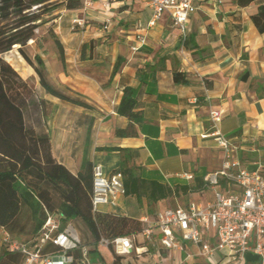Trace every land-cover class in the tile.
<instances>
[{
    "label": "crops",
    "instance_id": "1",
    "mask_svg": "<svg viewBox=\"0 0 264 264\" xmlns=\"http://www.w3.org/2000/svg\"><path fill=\"white\" fill-rule=\"evenodd\" d=\"M103 2L94 0L80 14H65L66 23L63 17L55 20L62 61L54 54L47 58L48 65L38 54L49 82L92 108L45 93L23 59L16 65L5 60L24 81L41 88L43 129L57 162L73 173L89 161L91 167L100 164L106 173L128 168L146 181L188 187L156 202H149L140 190L119 196L113 206L99 207L102 213L136 219L144 228L165 208L212 200L204 177L220 169L223 152L211 135V108L223 111L219 130L233 145L241 165L253 169L264 163V35L251 19L264 0L247 6L237 0H197L184 32L172 24L168 12L150 26L151 11L144 0H107L106 6ZM77 19L84 22L79 32L72 31ZM174 72H181L189 83H176ZM126 87L136 100L133 120L117 113ZM118 129L132 134L121 136ZM64 223L72 225L82 244L91 242L88 246L94 247L84 226L72 219ZM139 245L148 251L116 255L107 248L109 259L94 254L88 258L90 264H228L218 253L210 259L199 257L189 242L183 243L182 251H156L140 237ZM3 251L0 246V254ZM246 258V264H259L252 254Z\"/></svg>",
    "mask_w": 264,
    "mask_h": 264
},
{
    "label": "trees",
    "instance_id": "2",
    "mask_svg": "<svg viewBox=\"0 0 264 264\" xmlns=\"http://www.w3.org/2000/svg\"><path fill=\"white\" fill-rule=\"evenodd\" d=\"M253 1L256 0H237V3L247 6ZM82 5L81 0H0V227L13 233L20 226L22 214L27 213L32 222V237L24 242L32 244L48 214H59L63 222L72 219L90 231L95 245L87 248L88 254L109 259L107 248L96 245L100 237L140 232L141 222L99 210L92 212L90 162L85 161L82 169L73 173L56 161L52 155L50 138L43 129L46 121L44 102L3 57L17 46L18 53L33 69L45 93L75 106L92 108L81 97L53 86L45 75L41 57L35 54L31 58L26 51L29 41H34L40 28L48 24L47 16L61 8L79 11ZM251 19L264 35V4L251 15ZM50 29H53L52 25ZM54 42L62 61L61 43L57 38ZM173 78L178 84L189 83L181 72H174ZM135 105L132 89L124 88L117 113L133 120L137 117L133 111ZM116 133L121 136L132 134L128 129H118ZM110 150L123 149L112 147ZM116 170L123 174L125 194L139 193L141 190L149 202L188 190L187 186L170 187L143 180L128 168L119 167ZM90 243L82 244L79 240V246L88 247ZM58 251L59 247L51 244L42 249L43 254ZM67 253L73 259L71 264H83L80 249ZM21 259L18 253L3 251L0 254V264H20Z\"/></svg>",
    "mask_w": 264,
    "mask_h": 264
},
{
    "label": "built area",
    "instance_id": "3",
    "mask_svg": "<svg viewBox=\"0 0 264 264\" xmlns=\"http://www.w3.org/2000/svg\"><path fill=\"white\" fill-rule=\"evenodd\" d=\"M81 1L84 9L94 4V0ZM106 1L102 6L107 5ZM196 1L144 0L151 11L148 24L154 25L163 12H168L172 24L184 32ZM73 24L81 27L84 22L77 19ZM138 39L144 42L141 36ZM222 114L219 108H211L208 114L213 128L211 135L223 152L220 169L204 177L212 200L205 205L190 202L186 206L165 208L158 211L154 220L147 222L140 232L100 237L97 246L109 248L116 255H125L148 251L139 245V237L142 243L149 242L156 251L161 248L182 251L183 243L189 242L202 258L210 259L218 253L228 264H246V255L252 254L259 264H264V163H256L253 169L241 165L233 145L219 130ZM91 175L92 212L98 211L100 206L115 205L116 199L125 194L121 171L106 173L100 164H93ZM47 244L59 247V251L43 254L42 249ZM0 246L7 253L20 254V264H71L73 259L67 252L76 249H80L83 264H90L88 249L79 246L74 228L70 223L63 224L59 214H48L32 244L15 239L0 227Z\"/></svg>",
    "mask_w": 264,
    "mask_h": 264
},
{
    "label": "rangeland",
    "instance_id": "4",
    "mask_svg": "<svg viewBox=\"0 0 264 264\" xmlns=\"http://www.w3.org/2000/svg\"><path fill=\"white\" fill-rule=\"evenodd\" d=\"M84 11H86V9H84L82 5V8L79 11H77V13L76 12L75 13L80 14L81 12ZM69 12L71 11H66L65 9L61 8L59 10L54 11L51 15L46 17V19L49 20L48 24L40 28L37 37L34 41H29L28 43L26 51L31 58H33L35 54H39V55H43L46 59L47 58L51 59V56L55 54L60 59L58 48L54 42L55 38H58L59 36L55 32L57 28L56 26L57 23L55 22V20H57L59 17H63V23H66V20H68V18L65 14L67 13L69 14ZM50 25H52L53 29H50ZM72 25H74L72 31L73 30L76 32L80 31V29L78 28L79 26H76L75 24H73V22ZM3 57L8 61H10L11 63H13L14 65H16L18 59L22 60V57L17 51V47L12 49L8 53H5ZM47 62L49 65L50 61L48 59ZM26 84L30 89L34 91V93L37 94V96H40V93L42 92H41V88H39L38 85L37 88H34V86L31 83L28 84V82H26ZM26 214L24 215L22 214L20 218L19 228H17L16 231H14L13 233H10L15 239L19 241H27L32 237V233H31L32 222L30 217H28ZM89 247H93V245L92 246L90 245L87 248Z\"/></svg>",
    "mask_w": 264,
    "mask_h": 264
},
{
    "label": "bare ground",
    "instance_id": "5",
    "mask_svg": "<svg viewBox=\"0 0 264 264\" xmlns=\"http://www.w3.org/2000/svg\"><path fill=\"white\" fill-rule=\"evenodd\" d=\"M16 47H17V46H15L14 48H16ZM14 48H13V49H14Z\"/></svg>",
    "mask_w": 264,
    "mask_h": 264
}]
</instances>
